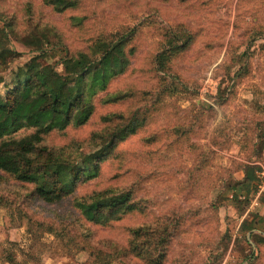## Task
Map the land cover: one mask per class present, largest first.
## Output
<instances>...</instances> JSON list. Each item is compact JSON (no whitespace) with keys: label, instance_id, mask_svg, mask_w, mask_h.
Returning <instances> with one entry per match:
<instances>
[{"label":"rangeland","instance_id":"rangeland-1","mask_svg":"<svg viewBox=\"0 0 264 264\" xmlns=\"http://www.w3.org/2000/svg\"><path fill=\"white\" fill-rule=\"evenodd\" d=\"M130 30L126 47L135 54L106 90L88 94L95 105L89 122L44 137L49 147H70L56 167H69L110 138L116 148L97 178L57 204L0 172V264L10 254L19 264H156L165 253L164 264H248L253 253L264 264V244L257 243L264 208L263 215L259 204L251 212L263 219L256 236L240 232L253 197L249 204V196L234 200L230 184L246 168L232 158L225 166L220 154L222 147H247L257 157L256 147H264V0H78L65 12L44 0H0V49L15 51L0 59V92L42 51L39 71L52 64L63 72L66 55L91 53L97 41ZM188 33L189 46L156 60ZM96 192H130L137 210L89 223L75 203ZM139 245L143 259L132 254Z\"/></svg>","mask_w":264,"mask_h":264},{"label":"trees","instance_id":"trees-1","mask_svg":"<svg viewBox=\"0 0 264 264\" xmlns=\"http://www.w3.org/2000/svg\"><path fill=\"white\" fill-rule=\"evenodd\" d=\"M44 1L58 12H65L78 4V0ZM188 34L184 43L180 38L182 43L172 44L169 49H164L156 60L174 49L189 46L194 35ZM4 35L5 32L0 35V47ZM134 35L135 30H130L112 40L97 41L91 53L66 55L62 61L63 72L52 64H46L39 71V60L46 56L44 51L29 59L19 71H15L11 83H5V91L0 92V172L8 173L19 182L30 185L35 198L48 204L63 201L76 191L80 182L95 179L101 174L103 163L108 161L116 148L115 137L110 138V142L98 151L85 155L69 167H56V164L65 158L66 149L70 147H49L44 145V137L53 131H64L71 126L80 127L89 122L95 105L88 99V94L92 96L97 90H106L113 80L126 71L135 54L133 48L127 49L126 46ZM14 54L12 49H0V59ZM70 82L76 84V91L69 89ZM136 125L137 128L141 125L139 120ZM135 128L136 126L131 129L132 132L138 130ZM23 129L34 131L21 137L14 135ZM124 132L123 130L122 133ZM101 135V132L95 133L92 141L96 142ZM234 200L240 199L234 197ZM249 201L246 198L247 204ZM261 202L264 203V194ZM75 205L86 221L103 225L120 220L123 215L137 210L130 192L114 196L96 192L88 198L78 199ZM258 218L256 215L251 221L245 219L240 232H252L260 224ZM141 230H137L135 234H140ZM254 236L256 235L252 232L251 237ZM257 243L264 244L263 235ZM139 247L144 248L143 245L134 246L132 254L143 259L144 251ZM259 249L262 257V249ZM166 256L165 253V257L163 255L153 260H159L156 264H164ZM254 258L255 253L248 264H256ZM5 261L19 264L11 254Z\"/></svg>","mask_w":264,"mask_h":264},{"label":"crops","instance_id":"crops-1","mask_svg":"<svg viewBox=\"0 0 264 264\" xmlns=\"http://www.w3.org/2000/svg\"><path fill=\"white\" fill-rule=\"evenodd\" d=\"M242 102L241 100L239 101V103ZM223 104V103H222ZM223 150L221 151L218 147H214L212 145H210L208 147V150H218L221 151L220 154L222 156V161L223 163H225V166H228V162L229 159H237L238 161L242 162L245 165V170L243 171L241 170L240 173L241 176H239L238 178L239 181L237 183H235V185L230 184V189L232 191V195H233V199L234 197H239L242 198V196L244 195V197L249 196L248 199L251 197H253V202L250 204V206L247 208V210L245 212H243L241 214V220H240V226L242 224V222L245 219H248L249 221L253 220L254 217L256 215H258L257 213L255 215H251L252 209L259 204V206H261V214L263 215V208H264V203L261 202V197L264 194L258 193L259 190V184L261 183V179H260V175H259V171L261 169V165H264V147H256L258 148L259 152H260V156L255 157L254 155H251V157L249 155H247V147H239V150L241 148H243L242 150H238V147H222ZM237 152V153H235ZM235 153V154H234ZM239 154L241 157H238ZM254 169V170H253ZM254 171V174H253ZM256 177V181L255 179H253V176ZM247 175V177H246ZM251 179H253V181H251ZM251 181V182H250ZM252 183V184H250ZM246 190V191H245ZM247 192V193H244ZM260 199V202H257V200ZM250 200V199H249ZM261 215V216H262ZM259 216V220H263L262 217ZM257 228H255L253 231H255ZM261 231V230H260ZM262 232V231H261ZM251 237V234H250ZM8 264V263H7Z\"/></svg>","mask_w":264,"mask_h":264},{"label":"built area","instance_id":"built-area-1","mask_svg":"<svg viewBox=\"0 0 264 264\" xmlns=\"http://www.w3.org/2000/svg\"><path fill=\"white\" fill-rule=\"evenodd\" d=\"M259 175H260L261 183L259 184L258 193L261 194L264 192V165H261Z\"/></svg>","mask_w":264,"mask_h":264},{"label":"water","instance_id":"water-1","mask_svg":"<svg viewBox=\"0 0 264 264\" xmlns=\"http://www.w3.org/2000/svg\"><path fill=\"white\" fill-rule=\"evenodd\" d=\"M243 264H246V263H243Z\"/></svg>","mask_w":264,"mask_h":264}]
</instances>
